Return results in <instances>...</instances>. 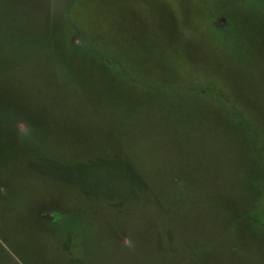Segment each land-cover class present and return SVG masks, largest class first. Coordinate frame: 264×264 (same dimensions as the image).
I'll list each match as a JSON object with an SVG mask.
<instances>
[{
  "label": "rangeland",
  "instance_id": "obj_1",
  "mask_svg": "<svg viewBox=\"0 0 264 264\" xmlns=\"http://www.w3.org/2000/svg\"><path fill=\"white\" fill-rule=\"evenodd\" d=\"M0 264H264V0H0Z\"/></svg>",
  "mask_w": 264,
  "mask_h": 264
}]
</instances>
